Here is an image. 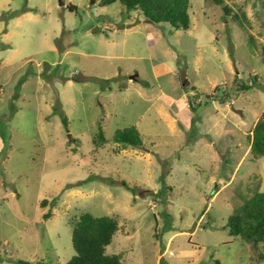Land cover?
<instances>
[{
  "label": "rangeland",
  "instance_id": "rangeland-1",
  "mask_svg": "<svg viewBox=\"0 0 264 264\" xmlns=\"http://www.w3.org/2000/svg\"><path fill=\"white\" fill-rule=\"evenodd\" d=\"M223 5L189 0L175 29L119 0H0V264H64L84 212L117 220L121 264H264L226 226L264 192V0ZM128 127L141 146L113 141Z\"/></svg>",
  "mask_w": 264,
  "mask_h": 264
},
{
  "label": "trees",
  "instance_id": "trees-1",
  "mask_svg": "<svg viewBox=\"0 0 264 264\" xmlns=\"http://www.w3.org/2000/svg\"><path fill=\"white\" fill-rule=\"evenodd\" d=\"M116 0H102L111 3ZM127 10L139 9L143 16L153 24L167 23L175 29L189 27L188 5L189 0H119ZM215 5H223L226 0H211ZM72 5L69 9H73ZM225 14L228 6L223 5ZM245 17V14H242ZM233 79V85L238 90H246L252 84L239 83ZM255 82V81H253ZM187 85L186 80H182ZM224 100L225 98L222 97ZM195 109V107H194ZM264 114V113H263ZM62 122L66 123L65 118ZM102 142L103 132L100 129ZM249 146L254 154L264 155V120L258 119L250 132ZM112 139L116 143L141 146L143 144L135 127L117 129ZM167 188V186H166ZM44 206L45 200L41 202ZM43 214V217H49ZM228 232L231 236L240 237L248 243L258 245L264 243V192L256 193L243 204L240 210L229 215L227 219ZM118 229L117 220L110 216H93L88 212L81 213L74 222L71 230L72 256L64 264H121L119 253H107L106 246L112 242ZM16 264H32L24 259L10 260Z\"/></svg>",
  "mask_w": 264,
  "mask_h": 264
},
{
  "label": "crops",
  "instance_id": "crops-1",
  "mask_svg": "<svg viewBox=\"0 0 264 264\" xmlns=\"http://www.w3.org/2000/svg\"><path fill=\"white\" fill-rule=\"evenodd\" d=\"M228 67H230V64H228ZM157 77H158V75H157ZM137 80V79H136ZM183 84V83H182ZM183 95V93H181L180 94V97ZM196 95L195 94H193V96L191 97V98H194L192 101H191V105H194L195 107H198L201 103H202V101L200 100V98H196L195 97ZM157 97V96H156ZM173 100H174V102L176 101V102H178L177 101V99L174 97L173 98V95L172 96H170ZM179 97V98H180ZM190 98V99H191ZM195 99L197 100V101H195ZM229 101H232L231 99L229 100ZM187 101H185L184 103H185V105H188V103H186ZM188 102H190V101H188ZM228 103V102H227ZM227 103L225 104V106H227ZM160 105H162V108H164L165 106L163 105V104H160ZM160 105H159V108H160ZM210 106H212L214 109H215V112L218 114V118H219V120L220 121H222L221 122V126H220V128H221V131H222V125L224 124V123H226V121H227V119H228V115H227V112H229V110H227V109H222V107H220V106H218V104H211ZM159 108H158V111H159V113H161V114H163V115H166L167 116V120L169 121V122H171L172 124H173V122L175 121V117H173V116H171V114H168V111L166 112V113H163V112H161L160 110H159ZM196 109V108H195ZM195 109H193V110H195ZM219 109V110H218ZM170 123V124H171ZM250 145V144H249ZM249 148H250V146H248Z\"/></svg>",
  "mask_w": 264,
  "mask_h": 264
},
{
  "label": "water",
  "instance_id": "water-1",
  "mask_svg": "<svg viewBox=\"0 0 264 264\" xmlns=\"http://www.w3.org/2000/svg\"><path fill=\"white\" fill-rule=\"evenodd\" d=\"M132 78H134V77H132Z\"/></svg>",
  "mask_w": 264,
  "mask_h": 264
}]
</instances>
